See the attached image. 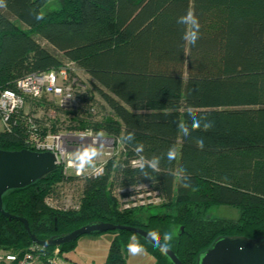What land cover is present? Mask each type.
<instances>
[{
	"label": "trees",
	"instance_id": "16d2710c",
	"mask_svg": "<svg viewBox=\"0 0 264 264\" xmlns=\"http://www.w3.org/2000/svg\"><path fill=\"white\" fill-rule=\"evenodd\" d=\"M51 1L57 6L44 11ZM188 11L200 23L195 45L184 39L179 20ZM68 61L89 77L102 101L92 104L88 88L78 94L83 110L72 111L75 122L68 129L80 125L119 138L122 159L111 176L108 166L96 178H83L76 210L45 201L68 178L57 165L44 178L5 192V212L25 218L40 241L93 222L155 231L162 242L168 234L167 246L183 264H197L198 254L218 237H264V0H3L0 91L15 90L18 78ZM97 105L108 107L111 117L97 119ZM53 112L60 114L58 108ZM189 112L212 128L183 135L179 124H191ZM30 113L0 130V149L26 148ZM128 133L135 134L133 140L126 139ZM173 147L176 156L169 159ZM143 185L162 200V210L145 218L135 214L136 207L119 210L108 192L112 186L127 198ZM222 204L238 207L239 218L207 217ZM174 227L179 231L173 236ZM107 232L116 235L106 262L126 264L120 244L135 234ZM135 237L158 264L160 258L171 264ZM76 240L58 246L63 258L69 260L64 254ZM31 246L44 257L55 247L33 243L21 221L0 214V250L20 254Z\"/></svg>",
	"mask_w": 264,
	"mask_h": 264
},
{
	"label": "rangeland",
	"instance_id": "374dc122",
	"mask_svg": "<svg viewBox=\"0 0 264 264\" xmlns=\"http://www.w3.org/2000/svg\"><path fill=\"white\" fill-rule=\"evenodd\" d=\"M57 6V3L55 1H51L46 5V8L44 11L48 9H53ZM44 43V42H42ZM73 66V65H71ZM75 70L72 72L73 76L77 78L78 82L83 83L86 88L89 89L88 93L90 92V97L92 104L97 102L100 104L102 101L98 94L94 91L92 88V85L89 81V77L86 76V74L81 71L79 68L74 66ZM94 103V104H95ZM69 108L67 110H59L60 114H65L63 120L58 119V116H54L55 110H57V98L52 96H43L39 100H32L28 97L25 98V104L17 109L16 115H19L20 113H27L31 112L29 117L30 121L36 122L38 125H43L44 122H50L52 124L50 129L53 131L54 129L57 130H63L68 129L69 123L73 120L72 118V111L73 112H80V110H83L79 107V101L76 100V98H72L69 100ZM76 109H74V107ZM32 107V108H31ZM73 108V109H71ZM84 108V107H83ZM95 108V113L97 112L96 118L97 119H103L106 117H111L112 113L108 109V107L104 108V105L99 106L97 105ZM59 109V108H58ZM89 115L88 113H86ZM53 122V123H52ZM80 127V125H79ZM78 127V128H79ZM3 129V125L0 122V130ZM95 134H102L100 131H94ZM114 145L112 148H110V145ZM68 147H66V156L68 158L73 159L75 162L77 160L81 159V156L84 154L85 160L90 163V161L94 162L95 166L96 164H99L103 158H105V170L107 172V167H110V173L109 176H111L112 169L115 165V163L122 159V142L118 141L117 143H114L111 141V143L108 144L109 147H97V146H90L87 142H79L76 143L75 140L69 142L68 141ZM104 152H111L113 153L110 157H107V155L102 157V153ZM96 155V157H95ZM104 160V159H103ZM64 169V168H63ZM64 174L68 177L66 180H63L62 182L55 185V187L52 189V191L45 196V201L50 206H58L65 210H76L79 208L80 200H81V192H82V185L84 180L82 178L74 177V174H72V169H64ZM72 177V179H70ZM147 186H141L138 193L134 194L131 197H128V205L127 209L136 207L135 214L137 216H141L143 218L147 217L149 214H155L162 210L160 207V204L162 203V200L154 196V194L151 191H147ZM108 192L110 197L117 202V207L119 210L125 209L123 198L121 197L120 190L109 186ZM148 206H151L150 208H147ZM140 208V209H138ZM138 211V212H137ZM240 216V209L235 206L231 205H215L211 207L207 212V217H217V218H224L228 220H237ZM179 229L178 227L172 228V234L173 236L178 233ZM115 233L110 232H103L99 234H93V235H82L77 238L74 248L70 251L65 253L64 255L69 258L73 263L75 264H108L106 262V258L108 255L109 247L111 244V241L115 237ZM137 241V238L135 235H130L126 241H122L120 244L122 257L125 260L126 264H158L156 257L145 249V251L139 255H132L128 251V245L130 243H133ZM144 245V244H143ZM145 246V245H144ZM146 247V246H145ZM56 248L58 249V253L56 252ZM8 252V251H3ZM47 256H38L36 258V264H49L46 262V258H57L62 259V255L59 252L58 247H54L52 249H48ZM70 261V262H71ZM160 261L163 264H169L168 261L165 259L160 258Z\"/></svg>",
	"mask_w": 264,
	"mask_h": 264
},
{
	"label": "built area",
	"instance_id": "2783aa9c",
	"mask_svg": "<svg viewBox=\"0 0 264 264\" xmlns=\"http://www.w3.org/2000/svg\"><path fill=\"white\" fill-rule=\"evenodd\" d=\"M73 65V66H71ZM74 62L68 61L56 69H51L43 72H34L26 74L15 81V90L4 89L0 91V122L3 129L10 126V121L14 117L17 119V109L25 104V98L28 97L32 100H39L43 96H52L57 98V108L59 110H67L69 100L76 98L81 94L86 86L77 81L73 76L75 73ZM77 71V70H76ZM77 106L74 107L76 109ZM73 109V108H71ZM26 114V112H25ZM58 119L63 120L65 114H55ZM72 122H75L72 120ZM75 140L76 143L87 142L90 146L109 147L108 144L112 142L117 143L119 138L102 134H95L90 127L84 129H63L52 131L49 128V123L45 122L42 126L34 121L27 122L26 134L24 137V145L27 149L37 152H52L56 157V164L62 165L64 169H72L74 176L78 178H96L104 173L105 158L99 164H94L85 160L84 154L80 160L76 162L66 156V147L68 141ZM112 148L114 145H110ZM114 148V147H113ZM123 148V147H122ZM113 153L104 152V155L110 157ZM96 157V155H95ZM124 207L128 205V197L123 198ZM37 247L31 248L20 254H13L10 252H3L0 250V264H36V258L39 256L35 253ZM58 249L56 248V252ZM61 259L48 258L49 264H59Z\"/></svg>",
	"mask_w": 264,
	"mask_h": 264
},
{
	"label": "water",
	"instance_id": "95a60500",
	"mask_svg": "<svg viewBox=\"0 0 264 264\" xmlns=\"http://www.w3.org/2000/svg\"><path fill=\"white\" fill-rule=\"evenodd\" d=\"M56 157L52 152H37L27 148L20 150L0 149V214L21 221L33 243L42 246H61L75 241L82 235H93L107 231L124 229L142 238L159 252L163 253L171 264H183L177 254L162 241L155 244L146 239L149 232L138 227L123 226L108 222H93L82 225L66 234L40 241L29 231L28 222L23 217L9 214L3 210L2 196L11 189L23 188L44 178L56 168ZM197 264H264V237L254 240L241 237L223 236L214 240L197 257Z\"/></svg>",
	"mask_w": 264,
	"mask_h": 264
},
{
	"label": "clouds",
	"instance_id": "9594fccd",
	"mask_svg": "<svg viewBox=\"0 0 264 264\" xmlns=\"http://www.w3.org/2000/svg\"><path fill=\"white\" fill-rule=\"evenodd\" d=\"M3 4V0H0V5ZM40 17H37V19H39ZM180 22L184 24L185 26V35H184V39L188 42V44L190 45H195L197 40L199 39V29H200V23L198 18L196 17L195 13L193 11H188L186 14L182 15L179 18ZM188 116L190 118L191 124H189L186 121H181L179 124V129L180 132L187 136L190 134V132H194V131H199V130H203V131H208L210 128H212V125L209 123H202V118L199 117L196 113L193 112H189ZM204 119H206V117H204ZM135 134L134 133H128L126 136V139L131 141L134 139ZM143 144H139L137 146V150L138 151H142L143 150ZM197 147L199 148H203L204 147V141L202 139L197 140ZM168 157L169 159H174L176 156V150L175 148H171L168 151ZM153 168H155V164L152 165ZM184 187H188V185H183ZM146 239H149L150 241H154L155 244H159L160 243V236L158 232H150L148 234V236L146 237ZM172 240V236L165 234L164 238H163V246L164 249L167 248V244L169 241ZM128 251L132 254V255H139L141 253H143L145 251V248L142 244L139 243V241H135L133 243H130L128 245Z\"/></svg>",
	"mask_w": 264,
	"mask_h": 264
},
{
	"label": "crops",
	"instance_id": "0c3cea01",
	"mask_svg": "<svg viewBox=\"0 0 264 264\" xmlns=\"http://www.w3.org/2000/svg\"><path fill=\"white\" fill-rule=\"evenodd\" d=\"M32 108V107H31ZM71 260H67L65 258H62L61 259V262L59 264H75L73 263L72 261L70 262Z\"/></svg>",
	"mask_w": 264,
	"mask_h": 264
}]
</instances>
